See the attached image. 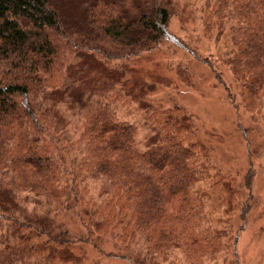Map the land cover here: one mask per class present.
<instances>
[{
  "label": "trees",
  "instance_id": "1",
  "mask_svg": "<svg viewBox=\"0 0 264 264\" xmlns=\"http://www.w3.org/2000/svg\"><path fill=\"white\" fill-rule=\"evenodd\" d=\"M188 2L202 13L207 37L230 40L223 55L200 57L170 30L182 7L175 0H0V264H82L85 245L99 252L104 236L118 248L107 256L132 264H158V256L175 251L187 264H204L235 247L251 193L236 203L243 223L233 228L232 241L225 240L198 187L213 178L183 108L174 99L157 104L162 110L149 119L160 136L143 149L133 124L110 105L127 100V81L146 88L137 85L127 62L167 47L191 49L234 100L223 79L227 68L243 108L258 110L264 98V0ZM192 63L178 64V78L189 77ZM127 72L132 79L121 78ZM69 81L90 91L103 87L95 102L83 101L80 92L68 94L86 107L74 140L55 121L58 95ZM89 179L106 181L102 200L91 194ZM251 180L245 176L250 191ZM67 212L78 214L86 235L65 226ZM139 241L143 252L135 248ZM233 254L231 264H239Z\"/></svg>",
  "mask_w": 264,
  "mask_h": 264
},
{
  "label": "rangeland",
  "instance_id": "2",
  "mask_svg": "<svg viewBox=\"0 0 264 264\" xmlns=\"http://www.w3.org/2000/svg\"><path fill=\"white\" fill-rule=\"evenodd\" d=\"M176 1L184 7V13L179 6L180 15L172 17L170 30L187 40L200 57L223 55L231 45L228 37L224 35L219 41L207 37L202 27V13L190 6L188 0ZM193 58L191 49L163 47L127 62L128 67L135 71L137 85L146 88L136 89L131 81L121 79V82H126L129 97L122 93L127 100L110 101L111 108L120 120L133 124L143 149L158 141L160 136L159 129L149 119L151 112L162 110L157 104L174 99L183 108L184 114L192 122V133L196 136L195 142L199 144L200 157L209 166L213 178L198 184V187L203 193L207 213L217 234L232 241L233 228L243 223L236 203L244 202L250 193L252 196L247 222L239 233L235 247H226L216 259L207 260L204 264H231L235 252L239 264H264V98L258 110L246 111L231 72L224 68L223 79L231 84L230 92L235 96L234 100L229 98L224 85L216 79L212 69ZM190 59L193 63L189 77L186 80L178 78L176 67L178 64L185 65ZM121 78L132 79L129 73ZM92 88L95 91L85 90L81 81H69V85L58 95L55 121L70 140L79 135L80 120L86 107L81 106L80 102H73L68 94L80 92L84 95L83 101H98L103 95V87L97 85ZM116 90L114 88L113 91ZM247 175L252 178L251 191L245 185ZM89 182L91 194L102 200L108 191L106 181L101 179L94 182L89 179ZM61 220L76 236L87 234L75 212L65 213ZM96 226L95 222L91 224L92 229ZM98 241L101 249L99 252L85 245L82 264H132L119 257L107 256L118 250L110 238L104 236ZM135 248L144 251L141 241L135 244ZM157 263L187 264L180 251L158 256Z\"/></svg>",
  "mask_w": 264,
  "mask_h": 264
}]
</instances>
